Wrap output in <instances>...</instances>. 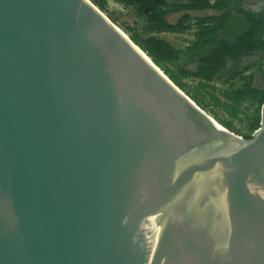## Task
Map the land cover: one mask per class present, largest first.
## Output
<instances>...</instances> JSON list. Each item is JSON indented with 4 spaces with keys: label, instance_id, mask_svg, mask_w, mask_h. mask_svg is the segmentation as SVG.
I'll use <instances>...</instances> for the list:
<instances>
[{
    "label": "water",
    "instance_id": "1",
    "mask_svg": "<svg viewBox=\"0 0 264 264\" xmlns=\"http://www.w3.org/2000/svg\"><path fill=\"white\" fill-rule=\"evenodd\" d=\"M0 264H264V104L245 140L90 0H0Z\"/></svg>",
    "mask_w": 264,
    "mask_h": 264
},
{
    "label": "flooded vegetation",
    "instance_id": "2",
    "mask_svg": "<svg viewBox=\"0 0 264 264\" xmlns=\"http://www.w3.org/2000/svg\"><path fill=\"white\" fill-rule=\"evenodd\" d=\"M215 4L218 0H208ZM223 2H220L222 4ZM224 9L205 8L177 13L178 20L169 23L178 26L189 15L191 25L184 34L192 37L193 48L190 66L198 72L205 64L219 70L214 80L228 87L253 77V85L264 90V0H241L227 2Z\"/></svg>",
    "mask_w": 264,
    "mask_h": 264
},
{
    "label": "trees",
    "instance_id": "3",
    "mask_svg": "<svg viewBox=\"0 0 264 264\" xmlns=\"http://www.w3.org/2000/svg\"><path fill=\"white\" fill-rule=\"evenodd\" d=\"M102 11L105 8V0H92ZM116 3L131 7L136 15L142 21V35H134L131 40L139 46L152 61L166 74L170 73V65L181 61L190 63L192 61L193 48L188 46L185 49H177L170 42L159 37L163 33H182L191 25H185L192 19L189 15L185 16L178 26L172 25L168 21L170 15L190 10H203L205 8L224 9L228 7L227 2L236 1L241 4V0H218L215 4L208 0H113ZM220 2H223L220 4ZM179 66H182L180 63ZM202 70L196 72H183L184 76H191L200 80L198 85L206 86L214 81V78L225 76V73L219 74V70L212 67L211 63L205 64ZM171 77V76H170ZM171 79L179 82L174 77ZM244 85L235 88L229 86L222 89L221 99H216V104L222 107L232 117L237 118L241 112V103L250 99L258 105L257 115L249 123V130L255 133L261 125V108L264 104V90L259 92V86L253 85V77L242 78ZM252 139L247 136L246 140Z\"/></svg>",
    "mask_w": 264,
    "mask_h": 264
},
{
    "label": "rangeland",
    "instance_id": "4",
    "mask_svg": "<svg viewBox=\"0 0 264 264\" xmlns=\"http://www.w3.org/2000/svg\"><path fill=\"white\" fill-rule=\"evenodd\" d=\"M92 3L93 1L90 0ZM94 4V3H93ZM95 5V4H94ZM96 6V5H95ZM98 7V6H96ZM99 8V7H98ZM100 9V8H99ZM101 10V9H100ZM102 11V10H101ZM118 28H120L130 39L134 35H142V21L136 15L131 7H126L123 4L116 3L113 0H105V8L102 11ZM160 37L171 42L175 47H184L190 40V37L161 35ZM182 63V66H179ZM176 62L171 64L169 75L164 73L171 79L174 77L176 82L174 84L180 88L190 99H192L204 112L212 117L216 122L234 133L235 135L246 140L247 136H253L249 130V123L252 118L256 117L258 105L247 99L241 103V112L237 118L231 116L222 107L216 104V99L224 100L221 91L227 88V84L214 80L206 86H201L190 80L191 76H184L183 72L192 70L190 63ZM171 76V77H170ZM235 88L242 86L241 82L232 85ZM262 109V108H261Z\"/></svg>",
    "mask_w": 264,
    "mask_h": 264
},
{
    "label": "built area",
    "instance_id": "5",
    "mask_svg": "<svg viewBox=\"0 0 264 264\" xmlns=\"http://www.w3.org/2000/svg\"><path fill=\"white\" fill-rule=\"evenodd\" d=\"M161 35L185 36V37H190V40L192 41V37H191L189 34H184V32H182V33H163V34H161ZM161 35H159V37H160ZM161 38H162V37H161ZM163 39H164V38H163ZM165 40H166V39H165ZM166 41H168V40H166ZM191 41H189L188 43H186L185 46H184V47H181V48H177V47H175L171 42H170V43H171L175 48H177V49H185L186 47H188V46L191 44ZM168 42H169V41H168ZM190 80L195 81L196 84H198V83L200 82L199 79L194 78V77H190Z\"/></svg>",
    "mask_w": 264,
    "mask_h": 264
},
{
    "label": "bare ground",
    "instance_id": "6",
    "mask_svg": "<svg viewBox=\"0 0 264 264\" xmlns=\"http://www.w3.org/2000/svg\"><path fill=\"white\" fill-rule=\"evenodd\" d=\"M118 30L124 35V36H126V37H128L127 36V34H125L120 28H118ZM129 39H130V37H128ZM166 75V74H165ZM167 76V75H166ZM168 77V76H167ZM168 79L169 80H171L169 77H168ZM172 81V80H171ZM173 82V81H172ZM174 83V82H173ZM180 89V88H179ZM181 90V89H180ZM182 91V90H181ZM183 92V91H182ZM221 125V124H220Z\"/></svg>",
    "mask_w": 264,
    "mask_h": 264
},
{
    "label": "crops",
    "instance_id": "7",
    "mask_svg": "<svg viewBox=\"0 0 264 264\" xmlns=\"http://www.w3.org/2000/svg\"><path fill=\"white\" fill-rule=\"evenodd\" d=\"M176 15H177V14L172 15L169 19H170L171 21H172V20H174V21L178 20V19L176 18Z\"/></svg>",
    "mask_w": 264,
    "mask_h": 264
}]
</instances>
